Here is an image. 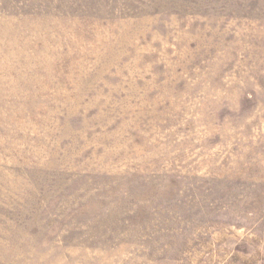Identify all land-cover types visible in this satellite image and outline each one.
Returning <instances> with one entry per match:
<instances>
[{
    "label": "rangeland",
    "instance_id": "obj_1",
    "mask_svg": "<svg viewBox=\"0 0 264 264\" xmlns=\"http://www.w3.org/2000/svg\"><path fill=\"white\" fill-rule=\"evenodd\" d=\"M0 264H264V0H0Z\"/></svg>",
    "mask_w": 264,
    "mask_h": 264
}]
</instances>
